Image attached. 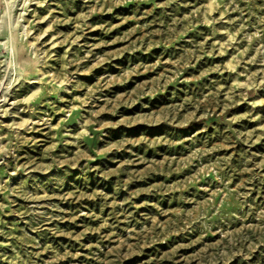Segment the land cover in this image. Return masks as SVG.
Here are the masks:
<instances>
[{"label": "rangeland", "instance_id": "1", "mask_svg": "<svg viewBox=\"0 0 264 264\" xmlns=\"http://www.w3.org/2000/svg\"><path fill=\"white\" fill-rule=\"evenodd\" d=\"M0 264H264V0H0Z\"/></svg>", "mask_w": 264, "mask_h": 264}]
</instances>
